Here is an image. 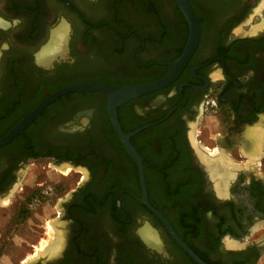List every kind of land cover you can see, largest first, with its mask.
<instances>
[{
	"label": "flooded vegetation",
	"instance_id": "obj_1",
	"mask_svg": "<svg viewBox=\"0 0 264 264\" xmlns=\"http://www.w3.org/2000/svg\"><path fill=\"white\" fill-rule=\"evenodd\" d=\"M191 2L181 65L178 0H0V141L64 88L177 73L117 107L142 164L100 91L61 93L0 146V206L30 160L83 172L61 246L29 264H264V0Z\"/></svg>",
	"mask_w": 264,
	"mask_h": 264
},
{
	"label": "rangeland",
	"instance_id": "obj_2",
	"mask_svg": "<svg viewBox=\"0 0 264 264\" xmlns=\"http://www.w3.org/2000/svg\"><path fill=\"white\" fill-rule=\"evenodd\" d=\"M30 161L15 191L0 206V264H27L42 255L56 236L51 223L65 220L61 203L82 182L83 172L71 164H56L49 158ZM24 206L26 209L21 211ZM45 221L47 226L41 225ZM35 231L41 233L40 241L36 240ZM24 239L38 247L32 248L27 242L23 249H18L16 245L23 244Z\"/></svg>",
	"mask_w": 264,
	"mask_h": 264
},
{
	"label": "water",
	"instance_id": "obj_3",
	"mask_svg": "<svg viewBox=\"0 0 264 264\" xmlns=\"http://www.w3.org/2000/svg\"><path fill=\"white\" fill-rule=\"evenodd\" d=\"M179 4L188 17L190 24H191V38L190 43L187 48V52L183 55V57L178 61L179 64H183L186 62L187 58L189 57L190 52L196 47L201 35V26L195 9L191 0H178ZM176 63L173 65L175 67ZM173 67V68H174ZM175 69V68H174ZM174 69L169 72L167 76L164 78L156 81V82H149V83H138V84H129V85H106V84H80L71 87L64 88L42 103L37 109H35L32 113H30L20 124H18L9 134L6 135L4 139L0 141V146L4 143L10 141L16 134L23 131L24 127L29 124V122L34 119L41 110L53 99H55L61 93H67L68 91H100L110 96L111 98V113L115 122V125L121 134L127 148L133 154V156L142 164L141 156L139 155L138 151L131 143V135L134 133H125L117 118V107L126 101L137 97L139 95L149 93L155 91L159 88H162L172 82L176 76V72ZM142 171V167H141ZM145 186V182H144Z\"/></svg>",
	"mask_w": 264,
	"mask_h": 264
},
{
	"label": "bare ground",
	"instance_id": "obj_4",
	"mask_svg": "<svg viewBox=\"0 0 264 264\" xmlns=\"http://www.w3.org/2000/svg\"><path fill=\"white\" fill-rule=\"evenodd\" d=\"M57 48H58V46H56ZM218 164H219V161H217V160H213L212 162L210 161L209 162V167H210V169L212 170V172H213V177H215L216 176V169H217V167H218ZM54 234V233H53ZM60 238H62V235H60V233L59 234H57L56 236H54V240L52 241L53 243H55V245L57 246V247H60L61 246V243H60ZM44 244V243H43ZM50 246H52L53 247V245H50ZM50 246H47L45 249H49L50 248ZM30 261V260H29ZM29 261L27 262V264H29Z\"/></svg>",
	"mask_w": 264,
	"mask_h": 264
}]
</instances>
